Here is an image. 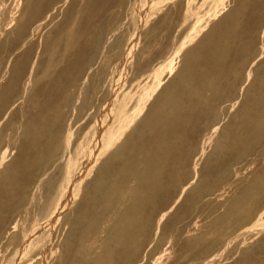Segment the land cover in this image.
<instances>
[{"label":"bare ground","instance_id":"bare-ground-1","mask_svg":"<svg viewBox=\"0 0 264 264\" xmlns=\"http://www.w3.org/2000/svg\"><path fill=\"white\" fill-rule=\"evenodd\" d=\"M0 264H264V0H0Z\"/></svg>","mask_w":264,"mask_h":264},{"label":"rangeland","instance_id":"rangeland-1","mask_svg":"<svg viewBox=\"0 0 264 264\" xmlns=\"http://www.w3.org/2000/svg\"><path fill=\"white\" fill-rule=\"evenodd\" d=\"M231 197V195H228V198H230ZM248 214L250 215V213L248 212ZM248 215V216H249ZM250 217V216H249ZM250 220H251V217H250ZM250 220L248 221V222H250ZM179 255H177V256H175V258H177Z\"/></svg>","mask_w":264,"mask_h":264}]
</instances>
